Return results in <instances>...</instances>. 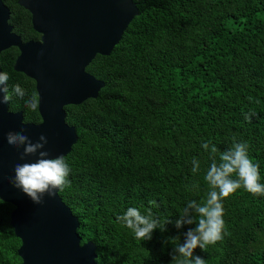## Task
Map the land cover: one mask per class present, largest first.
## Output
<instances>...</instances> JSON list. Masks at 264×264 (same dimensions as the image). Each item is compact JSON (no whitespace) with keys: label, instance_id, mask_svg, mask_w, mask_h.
Segmentation results:
<instances>
[{"label":"trees","instance_id":"obj_1","mask_svg":"<svg viewBox=\"0 0 264 264\" xmlns=\"http://www.w3.org/2000/svg\"><path fill=\"white\" fill-rule=\"evenodd\" d=\"M22 41L39 35L16 0H1ZM137 14L107 55L85 71L103 82L94 98L64 106L76 140L64 155L70 187L57 191L76 217L79 244H94L95 264H171L174 244L195 225L175 227L190 200L200 202L210 163L201 143L224 150L232 137L249 145L264 183V0H132ZM15 47L0 52L8 86L19 84L9 111L39 122L25 101L34 82L12 65ZM256 113L251 122L245 114ZM200 170L192 172V160ZM198 184V188L193 185ZM155 200L159 207H151ZM223 240L194 255L206 264H264V196L243 189L223 201ZM151 207L166 230L137 240L116 222L128 207ZM12 205L0 203V264H20L19 239L9 223Z\"/></svg>","mask_w":264,"mask_h":264},{"label":"water","instance_id":"obj_2","mask_svg":"<svg viewBox=\"0 0 264 264\" xmlns=\"http://www.w3.org/2000/svg\"><path fill=\"white\" fill-rule=\"evenodd\" d=\"M30 16L39 37L22 41L8 23L9 9L0 0V52L15 47L14 72L29 77L38 95L39 122H24L20 111L0 105V199L12 205L9 223L19 239L20 264H95L94 244H79L78 222L56 195L32 200L9 183L22 147L7 144L6 134L23 128L35 142L43 133L50 156L65 155L76 140L65 122L64 106L94 98L103 82L85 71L96 55H107L137 14L132 0H16ZM1 72V71H0ZM34 156L25 161H34Z\"/></svg>","mask_w":264,"mask_h":264},{"label":"clouds","instance_id":"obj_3","mask_svg":"<svg viewBox=\"0 0 264 264\" xmlns=\"http://www.w3.org/2000/svg\"><path fill=\"white\" fill-rule=\"evenodd\" d=\"M9 76L0 72V105L8 103L13 95L23 99L25 90L15 84L8 86ZM26 107L35 111L39 104L38 95L34 92L26 101ZM256 113L245 114V120L251 122ZM7 144L17 149L22 147L19 159L24 161L13 166V176L9 183L27 195L34 204H42L43 197L52 198L57 191L70 187L69 173L71 168L64 155L50 156L45 149L48 143L46 135L41 133L33 142L25 130L9 131L6 134ZM201 148L208 153L209 165L204 174V181L208 185L206 196L200 202L190 200L180 210L178 219L174 224L177 229L184 225H195L184 233L181 243L179 236L171 238L174 244V253L171 264H206L204 258L194 255L199 248L206 250L210 245L223 240L226 234L223 201L234 195L238 190L254 196H264V183L261 182L259 163L249 156V145L237 141L232 137L230 147L221 150L210 140L201 143ZM34 156V161H25V157ZM200 170V161L195 157L192 160V172ZM198 188V184L193 185ZM0 203L3 200L0 199ZM151 207H159L155 200L149 201ZM151 207L142 213L137 207H128L122 214L117 215L116 222L131 230L137 240H151L156 229L165 231V225L173 223L169 218L163 222L155 217Z\"/></svg>","mask_w":264,"mask_h":264}]
</instances>
